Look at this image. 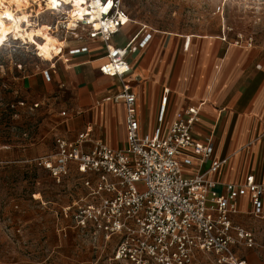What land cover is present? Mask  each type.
<instances>
[{
  "label": "built area",
  "instance_id": "built-area-1",
  "mask_svg": "<svg viewBox=\"0 0 264 264\" xmlns=\"http://www.w3.org/2000/svg\"><path fill=\"white\" fill-rule=\"evenodd\" d=\"M111 1L107 12L101 10L96 27L91 26L92 15L88 14L77 20V29L83 25L86 39L104 44L106 61L100 71L122 84L115 100L125 103L127 143L113 148L94 140L89 131L72 142L58 136L55 152L32 162L59 183L74 172L80 176L87 193L65 212L72 211L77 226L102 232L106 241L117 238L111 264H246L237 257L234 247L253 246L254 234L234 224L232 216L239 212V200L248 196L250 213L264 219V183L252 175L244 182L229 183L214 177L228 159L214 157L211 138L195 139L193 130L200 118V105L178 112L165 134L161 129L152 136L141 132L137 94L124 78L131 71L130 54L146 44L145 39L140 41L146 26L127 44H112L113 37L132 19L123 9L122 0ZM101 2L108 5V0ZM66 5L51 10L61 11ZM65 22L66 30H77L69 28V19ZM89 50L86 41L69 48L66 58ZM168 99L166 92L159 110L160 122ZM140 184L144 191L138 189Z\"/></svg>",
  "mask_w": 264,
  "mask_h": 264
},
{
  "label": "rangeland",
  "instance_id": "rangeland-1",
  "mask_svg": "<svg viewBox=\"0 0 264 264\" xmlns=\"http://www.w3.org/2000/svg\"><path fill=\"white\" fill-rule=\"evenodd\" d=\"M87 1L82 0L83 5ZM32 5L35 13L19 14L21 25L28 27L30 18L32 28L51 26L49 34L32 37L30 43L0 38V264H111L117 238L106 241L102 232L77 226L65 212L73 196L83 193L81 187L75 189L76 179L59 183L47 170L22 158L28 149L31 159L54 150V138L68 118L64 111H72L75 97L73 88L62 86L55 76L62 77L69 48L87 38L83 25L75 27L79 17L68 15L71 5L61 11L47 10L44 0L42 7ZM122 6L133 21L128 28L135 31L145 25L149 31L218 35L264 50V0H122ZM68 19L69 28L77 30H66ZM46 38L64 42L65 57L57 62V73L47 85L41 81L32 86L28 79L51 63L43 58ZM114 39L123 42L125 37ZM138 189L145 187L140 184Z\"/></svg>",
  "mask_w": 264,
  "mask_h": 264
},
{
  "label": "crops",
  "instance_id": "crops-1",
  "mask_svg": "<svg viewBox=\"0 0 264 264\" xmlns=\"http://www.w3.org/2000/svg\"><path fill=\"white\" fill-rule=\"evenodd\" d=\"M132 22L116 35L125 40L119 42L114 36L112 44L125 45L141 30L142 27L136 31L128 28ZM144 39L146 44L137 46L130 54L131 71L124 78L125 84L137 94L141 132L152 136L161 129L165 134L178 112L200 105V118L193 130L195 139L211 138L214 157L228 159L214 177L221 183H229L244 182L252 175L257 182L264 183V50L261 46L230 43L218 35L196 36L146 29L140 35V41ZM86 41L90 48L88 53L70 59L58 56L49 60L50 66L28 79L32 86L41 81L47 85L57 73V62L65 57L64 73L55 79L64 87L73 88L75 94L72 111L68 114L64 111L68 118L60 129L61 134L54 138V150L37 157L55 152L56 137L72 142L86 131L94 140L113 148L127 143L125 103L122 99L115 100L122 91V84L116 77L100 71L106 61L104 44ZM97 50L99 55L95 57ZM166 92L169 99L165 117L160 122L159 110ZM30 151L26 150L22 158L28 161L37 158L31 159ZM69 178L76 179L75 189L81 187L83 193L73 196L64 209L87 193L79 175L74 172ZM218 189L222 190V185ZM251 209L249 197L244 196L239 200V212L232 218L234 224L254 234L255 244L236 245L234 251L246 264H264V219L252 215Z\"/></svg>",
  "mask_w": 264,
  "mask_h": 264
},
{
  "label": "bare ground",
  "instance_id": "bare-ground-1",
  "mask_svg": "<svg viewBox=\"0 0 264 264\" xmlns=\"http://www.w3.org/2000/svg\"><path fill=\"white\" fill-rule=\"evenodd\" d=\"M42 0H0V38L1 40L9 39L12 36L14 39H23L25 42H33L34 39L32 37H41L43 36V32L49 34L51 27L42 26L41 30L30 27L31 19H27V26L23 27L19 21V14L22 16H27L28 10L31 13H35L32 3H38L40 7ZM46 9H56V7L60 6V4H69L72 6V9L68 12L69 17H73L77 15L79 18H75V27L78 26V19H85V15H92L91 18V26L96 27L97 20L100 17V12L105 7L109 8L112 4L104 6L101 0H91L87 1V5H83L82 0H44ZM89 5L91 7H89ZM123 20H127L126 17H123ZM47 43V51L43 58L46 60H54L56 57L63 54V43H57L53 38H46Z\"/></svg>",
  "mask_w": 264,
  "mask_h": 264
},
{
  "label": "snow or ice",
  "instance_id": "snow-or-ice-1",
  "mask_svg": "<svg viewBox=\"0 0 264 264\" xmlns=\"http://www.w3.org/2000/svg\"><path fill=\"white\" fill-rule=\"evenodd\" d=\"M108 2H109V5H110V4H111V0H108ZM103 11L107 12V11H108V8L105 7V8L103 9Z\"/></svg>",
  "mask_w": 264,
  "mask_h": 264
}]
</instances>
